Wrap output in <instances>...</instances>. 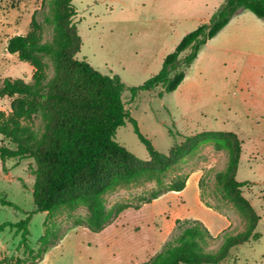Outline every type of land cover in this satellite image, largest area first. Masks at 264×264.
I'll return each mask as SVG.
<instances>
[{
    "label": "rangeland",
    "instance_id": "obj_1",
    "mask_svg": "<svg viewBox=\"0 0 264 264\" xmlns=\"http://www.w3.org/2000/svg\"><path fill=\"white\" fill-rule=\"evenodd\" d=\"M219 1H72L77 15L70 25L82 43L76 58L85 59L102 74L122 79L127 86L125 108L154 148L169 155L173 146L185 143L186 138L204 136L164 180L168 184L178 175H187L188 184L182 192H169L139 210L128 209L100 233L75 227L76 221L89 215L82 204L54 215L35 213L29 223V246L37 253L46 229L55 232L57 243L37 264H142L161 251L177 219L199 220L212 236H220L208 247L210 254L220 251L224 232L232 236L245 233L248 219L216 182L217 173L227 167L230 140L205 136L210 132L234 133L242 142L236 179L248 182L241 189L242 196L261 218L255 231L261 235L259 240L233 247L222 264H264V20L249 11L239 12L201 49L175 92L163 97L162 88L136 97L130 92L159 73L164 59L187 34L210 21V12L222 5ZM44 2L0 0V85L6 78L32 83L33 67L7 53L6 47L12 37L31 31L34 16L43 44L60 39L56 25L46 21L53 14ZM48 62L51 79L54 66ZM16 103L17 98L0 99V110L9 113ZM28 126L39 138L45 132L42 117L29 121ZM116 141L140 160H149L132 124L127 122L118 129ZM2 144L13 148L0 136ZM36 170L32 159L0 160V197L20 209L0 202V225L19 223L36 211L32 192ZM154 187L150 182L120 187L106 195L107 207L137 204ZM21 239L16 229L1 232L0 259L33 261L35 256L25 253Z\"/></svg>",
    "mask_w": 264,
    "mask_h": 264
},
{
    "label": "trees",
    "instance_id": "obj_2",
    "mask_svg": "<svg viewBox=\"0 0 264 264\" xmlns=\"http://www.w3.org/2000/svg\"><path fill=\"white\" fill-rule=\"evenodd\" d=\"M73 0H45L60 39L53 44H43L36 30L39 27L34 16L31 31L27 35L8 40L7 53L16 55L21 62L34 69L32 83L23 79L6 78L0 85V99L17 98L9 113L0 110V136L13 148L2 144L0 160L32 159L37 165L36 181L32 189L36 211L16 224L0 225L16 229L21 234V247L25 253L35 256L31 262L0 264H37L52 246L57 245L50 229L37 253L29 246V223L35 213L54 215L62 210H73L77 205L87 207L86 220H78L75 227H85L100 233L110 226L124 211L139 210L169 192H182L189 177L178 175L168 184L167 174L198 145L201 137H188L186 142L174 145L169 155L157 151L139 128L138 122L125 108L123 95L127 86L118 75H105L97 71L85 59L76 58L82 46L80 36L72 20L77 11ZM241 11H249L264 20V0H225L224 4L196 30L187 34L174 52L163 62L162 69L143 85L130 89L132 97L141 92L162 88L161 97L175 92L186 78L187 70L197 60L201 49L215 38ZM186 56L181 57L183 54ZM54 66V76L49 79V62ZM42 117L45 132L39 138L28 122ZM132 124L134 133L149 153V160L137 158L116 141L117 131L126 123ZM205 136L227 138L229 160L226 169L216 175L217 185L248 219L245 233L232 236L224 232L220 251L210 254L208 247L219 239L205 224L195 219H177L167 241L149 261L142 264H222L233 247L252 240H259L256 233L261 220L249 201L241 193L248 182L237 181V171L242 154V142L234 133L210 132ZM138 182L154 183L155 187L139 198L137 204H117L109 209L106 195L120 187ZM4 207L17 206L0 197ZM47 224H45L46 227Z\"/></svg>",
    "mask_w": 264,
    "mask_h": 264
},
{
    "label": "crops",
    "instance_id": "obj_3",
    "mask_svg": "<svg viewBox=\"0 0 264 264\" xmlns=\"http://www.w3.org/2000/svg\"><path fill=\"white\" fill-rule=\"evenodd\" d=\"M219 2H220V4L223 5L224 2H225V0H220ZM222 5H220V6H222ZM218 8H219V7H218ZM218 8H217V9H218ZM217 9L215 8V11H216ZM215 11H213V12L215 13ZM213 12H210L211 15H210V17H208V21H209V20L211 19V17L213 16V14H214ZM198 180H199V176H197V180H196V181H198ZM187 184H188V183H187Z\"/></svg>",
    "mask_w": 264,
    "mask_h": 264
}]
</instances>
